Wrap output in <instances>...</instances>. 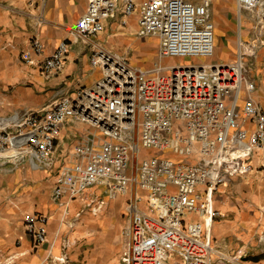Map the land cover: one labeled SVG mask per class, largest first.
<instances>
[{"label":"built area","instance_id":"obj_1","mask_svg":"<svg viewBox=\"0 0 264 264\" xmlns=\"http://www.w3.org/2000/svg\"><path fill=\"white\" fill-rule=\"evenodd\" d=\"M214 1L87 0L71 35L92 44L89 62L100 77L71 92L55 88L44 106L0 113V174L56 171L51 200L64 211L72 200L96 213L103 209L99 195L128 197L118 264H258L242 249L225 251L206 228L222 217L214 193L252 171L255 160L264 170V107L247 72L264 46V0H231L239 34L243 25L248 34L235 61L163 64L214 55ZM133 15L138 38L159 40L150 69L95 40L104 21L125 26ZM34 21L36 29L41 19ZM71 45L61 40L39 63L45 81L62 72ZM43 49L35 34L21 58L34 65ZM47 220L24 219L37 246L46 240ZM57 264H68L67 256Z\"/></svg>","mask_w":264,"mask_h":264},{"label":"crops","instance_id":"obj_2","mask_svg":"<svg viewBox=\"0 0 264 264\" xmlns=\"http://www.w3.org/2000/svg\"><path fill=\"white\" fill-rule=\"evenodd\" d=\"M86 6L87 0H0L1 114L15 107L44 106L55 88L63 86L71 92L90 86L100 77V70L89 62L92 44L71 35ZM36 17L41 24L35 29ZM116 25L137 30V15L128 18L125 26L117 19L104 21V29L95 40L110 52ZM35 34L44 49L31 65L22 60L21 52L29 49ZM243 35L248 36L247 32ZM63 39L72 44L64 68L58 76L45 81L39 63ZM131 50L128 47L127 51ZM141 54L148 59L146 63L151 61L145 50ZM247 72L256 83V99L264 107V46ZM62 135V144H66L65 130ZM252 163V171L233 175L213 196L214 207L222 217L214 219L206 232L231 254L240 247L249 252L255 239L261 246L260 240L264 239V170L256 160ZM55 179L56 171L0 174V264H57L62 255L67 256L68 264H118L124 212L121 218L116 204L107 202L104 210L93 213L80 200L70 201L64 211L63 204L51 200ZM253 183L256 188L250 187ZM122 198L117 200L124 201ZM124 207L125 202L122 210ZM35 214L48 218L46 240L38 246L24 226V219ZM258 264H264V256Z\"/></svg>","mask_w":264,"mask_h":264},{"label":"rangeland","instance_id":"obj_3","mask_svg":"<svg viewBox=\"0 0 264 264\" xmlns=\"http://www.w3.org/2000/svg\"><path fill=\"white\" fill-rule=\"evenodd\" d=\"M212 20L215 25L214 29V55L208 58H170L163 60V64L173 65V64H190V63H210L214 61L223 60L226 62L235 61L238 50L240 38H244L243 34H246L247 26L243 25V33L239 34V29L237 27V17H236V7L231 0H217L213 3L211 9ZM135 29H129L123 26H115V35L113 36L114 43L111 42V50L117 55H122L128 58V62L133 66H138L142 68H151L153 64L157 61V48L159 40L156 37H148L141 40L137 37ZM110 46V45H109ZM128 47H131V51H127ZM223 49V50H222ZM145 50L147 55L150 56L151 61H148L141 53ZM243 99V97H241ZM240 100V99H239ZM241 106V100L238 104V109ZM152 154V153H151ZM250 187L256 188L255 183ZM220 189V188H219ZM218 189V191H219ZM101 194V193H100ZM121 198L119 196L110 199L105 194L99 195V200L104 203L111 202L116 204L121 218L123 217V206L124 202L127 200V196L123 197L124 201L117 200ZM82 205V204H81ZM87 208L86 206L82 205ZM114 209V208H112ZM90 210V209H89ZM104 210V209H103ZM91 211V210H90ZM69 218V217H68ZM67 220H70V218ZM124 218V217H123ZM240 249H242L240 247ZM251 250L246 253V260L259 263L261 258L264 256V246L260 245L255 239L254 245L250 248ZM238 250V249H237ZM231 254V253H230Z\"/></svg>","mask_w":264,"mask_h":264},{"label":"bare ground","instance_id":"obj_4","mask_svg":"<svg viewBox=\"0 0 264 264\" xmlns=\"http://www.w3.org/2000/svg\"><path fill=\"white\" fill-rule=\"evenodd\" d=\"M223 50V49H222Z\"/></svg>","mask_w":264,"mask_h":264}]
</instances>
